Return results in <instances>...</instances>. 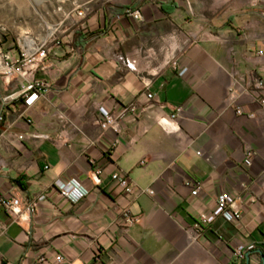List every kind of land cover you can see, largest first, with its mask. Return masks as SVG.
Returning <instances> with one entry per match:
<instances>
[{
  "label": "crops",
  "instance_id": "obj_1",
  "mask_svg": "<svg viewBox=\"0 0 264 264\" xmlns=\"http://www.w3.org/2000/svg\"><path fill=\"white\" fill-rule=\"evenodd\" d=\"M168 1L75 16L34 70L49 89L30 106L27 80L0 75V264H231L238 245L264 264V109L247 91L264 80V0L190 10L174 0L171 13ZM179 107L177 128L162 124ZM101 111L119 132L101 127ZM117 170L155 193L123 192ZM71 178L89 189L78 202L55 186ZM223 193L239 219L221 215ZM14 197L37 205L15 218L1 203Z\"/></svg>",
  "mask_w": 264,
  "mask_h": 264
},
{
  "label": "built area",
  "instance_id": "obj_2",
  "mask_svg": "<svg viewBox=\"0 0 264 264\" xmlns=\"http://www.w3.org/2000/svg\"><path fill=\"white\" fill-rule=\"evenodd\" d=\"M128 13L135 19H142V13L140 10H129ZM80 15L84 16L83 13ZM57 30H54L47 34L44 37H36L30 33H24L16 39V52L12 49L5 50L0 43V75L4 76L6 79L12 78H21L27 80V84H23L21 90V96L24 97V102L26 105H32L36 102L44 92L49 89V84L45 81H36L33 78V72L39 68L40 64L48 57L52 51V45L56 43ZM260 54H263V51H260ZM175 68L178 69L180 75H184L188 68L186 66H178V63L173 62ZM254 98L255 103L262 109H264V80L260 77H256L253 85L247 90ZM233 93V90L231 91ZM149 99H152L154 94L148 92L147 94ZM15 99V95H9L4 98L5 101ZM235 99V95H233ZM236 113L238 115H244L245 110L242 106L235 107ZM182 111V108H177V111L169 116V118H164L161 120L162 124L172 127L173 129L177 128L175 124V119L178 114ZM249 117H255V113H249ZM3 120V117H0V121ZM99 123L103 129H112L115 132L120 131L119 120L114 116L112 112L101 111V118ZM23 138V136H20ZM253 155L251 152H248L245 156L244 163L245 165L252 164ZM145 160H143L144 163ZM48 168V166H46ZM97 184L101 182V174L103 169L100 166L95 167L94 171ZM112 179L123 192L139 197L143 194L153 195L155 192L152 188H141L139 187L130 176L122 171L117 170L113 172ZM188 185H191V182H187ZM55 186L60 190L61 194L69 198L72 202H78L85 196L89 194V189L85 187L78 179L71 178L68 181L56 180ZM198 192V188L195 187L192 191L193 194ZM45 196H41V199H44ZM6 210L15 218L20 217L23 208H26L29 212L33 210L34 206L37 205V202H24L18 197L11 199H3L1 201ZM218 203L221 206V215L227 221H235L241 217V211L238 210L235 206V198L229 193H223L218 198ZM127 225L132 224L136 218L125 213ZM202 221L205 223L209 222V219L206 216H202ZM242 245L236 247L237 259L231 264L237 263L239 260L243 259L246 255V252L243 250ZM56 262L61 263L64 260V257L61 254H58L55 257ZM20 264H24V261Z\"/></svg>",
  "mask_w": 264,
  "mask_h": 264
},
{
  "label": "rangeland",
  "instance_id": "obj_3",
  "mask_svg": "<svg viewBox=\"0 0 264 264\" xmlns=\"http://www.w3.org/2000/svg\"><path fill=\"white\" fill-rule=\"evenodd\" d=\"M134 0H0V43L16 52V39L24 33L44 37L50 32L76 25L75 16L86 17L104 5L131 3ZM240 0H178L187 9L196 4L217 3L226 6ZM253 1V0H249ZM190 14V16H192ZM57 42V41H56Z\"/></svg>",
  "mask_w": 264,
  "mask_h": 264
},
{
  "label": "trees",
  "instance_id": "obj_4",
  "mask_svg": "<svg viewBox=\"0 0 264 264\" xmlns=\"http://www.w3.org/2000/svg\"><path fill=\"white\" fill-rule=\"evenodd\" d=\"M168 6H170L172 8V11H174L175 9L178 8V4L173 0V1H168L166 3L161 2V9L164 12H168L171 13L172 11H168ZM14 182L19 185L20 187H25V184L22 182V178H18L16 180H14ZM250 253H252V251H249ZM247 255V254H246ZM246 255L243 259L239 260L237 263L235 264H246Z\"/></svg>",
  "mask_w": 264,
  "mask_h": 264
},
{
  "label": "water",
  "instance_id": "obj_5",
  "mask_svg": "<svg viewBox=\"0 0 264 264\" xmlns=\"http://www.w3.org/2000/svg\"><path fill=\"white\" fill-rule=\"evenodd\" d=\"M250 252L247 253L246 255V264H251V258H250Z\"/></svg>",
  "mask_w": 264,
  "mask_h": 264
}]
</instances>
